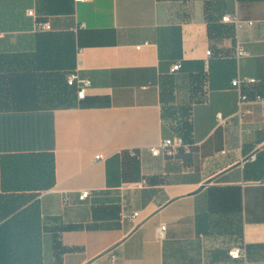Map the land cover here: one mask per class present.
Listing matches in <instances>:
<instances>
[{
    "label": "crops",
    "instance_id": "1",
    "mask_svg": "<svg viewBox=\"0 0 264 264\" xmlns=\"http://www.w3.org/2000/svg\"><path fill=\"white\" fill-rule=\"evenodd\" d=\"M24 153L54 157L43 264H264V0H0V195Z\"/></svg>",
    "mask_w": 264,
    "mask_h": 264
},
{
    "label": "trees",
    "instance_id": "2",
    "mask_svg": "<svg viewBox=\"0 0 264 264\" xmlns=\"http://www.w3.org/2000/svg\"><path fill=\"white\" fill-rule=\"evenodd\" d=\"M2 171L0 264H43L41 216L36 197L54 187V157L36 153L13 155L4 158Z\"/></svg>",
    "mask_w": 264,
    "mask_h": 264
},
{
    "label": "built area",
    "instance_id": "3",
    "mask_svg": "<svg viewBox=\"0 0 264 264\" xmlns=\"http://www.w3.org/2000/svg\"><path fill=\"white\" fill-rule=\"evenodd\" d=\"M79 1H87V0H79ZM32 15V12L29 13ZM223 21L226 23H232L235 24L238 28L241 27V23L238 20L237 17H225L223 18ZM251 24V23H250ZM41 30L43 31H48L50 30V26L48 24H44L41 26ZM211 53L209 52L208 55ZM236 57L238 59L244 57L247 55V52L245 49L242 47L240 43L236 45ZM181 69V64H175L171 72L175 73L178 72ZM254 80H250V82H253ZM244 81L237 79L234 82H232L233 88L237 89L240 91V87ZM67 84L68 86L72 87L75 89L76 92V97L79 101L85 100L87 96V90L91 87V82L87 79L81 78L78 74H71L67 78ZM247 101V97L243 94H240V102L243 103ZM185 146V142L181 137H176L173 139H167L163 140L158 146L156 147H151L149 148V152L153 157H160L161 155H164L167 158H173L176 155V152L183 148ZM130 158L137 163L141 164L143 161V153L140 151H131L129 153ZM103 159L102 156H97L96 160L99 161ZM144 181L142 182V184ZM89 192H83L80 196V200L84 201L89 197ZM166 232V226H162L159 229V237L163 238ZM229 256L232 260L234 261H241L244 258V252L241 248H234L229 251Z\"/></svg>",
    "mask_w": 264,
    "mask_h": 264
}]
</instances>
